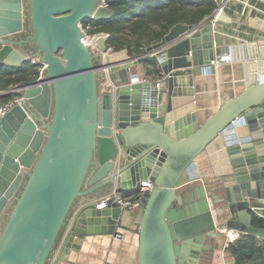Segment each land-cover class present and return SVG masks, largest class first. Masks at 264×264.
<instances>
[{"label":"water","instance_id":"95a60500","mask_svg":"<svg viewBox=\"0 0 264 264\" xmlns=\"http://www.w3.org/2000/svg\"><path fill=\"white\" fill-rule=\"evenodd\" d=\"M118 1L0 0V62L45 66L10 92L20 101L0 120V264H50L74 213L65 246L82 227L115 233L122 209L113 199L103 212L78 205L106 196L116 181L155 186L142 215L140 264H199L222 228L264 238L251 214L264 210V74L251 61L260 53L216 45L209 18L175 25L138 56L108 53L106 33L84 44L83 24L113 18ZM217 21L235 23L225 11ZM237 49L248 60L245 87L200 122L192 70ZM182 109L195 113L180 119ZM239 119L252 140L217 146L224 192L184 187V174Z\"/></svg>","mask_w":264,"mask_h":264},{"label":"crops","instance_id":"0c3cea01","mask_svg":"<svg viewBox=\"0 0 264 264\" xmlns=\"http://www.w3.org/2000/svg\"><path fill=\"white\" fill-rule=\"evenodd\" d=\"M251 2L258 9L264 10V3L257 0H251ZM242 12L245 13L242 14ZM262 13L245 9L241 4L228 6L227 14L235 20V23H221L219 25L220 33L216 36V42L219 46L242 47L246 45L248 46L249 54L252 56L260 53V59L258 57L251 58L252 63L258 69V72H255L256 74H264V18L260 17ZM204 42L205 37L202 34L199 36L198 44L202 45ZM243 52L242 49H237L234 52V56L225 54V56L229 55L231 57V61L229 63L224 62L218 67L209 65L192 70L190 75L195 85L194 91L197 98L192 106L194 105V108H196L195 112L200 122L205 121L212 111L219 107L225 97H233L245 87L248 74L244 65L248 60L246 61L245 53ZM115 53L117 52L115 51ZM259 61H261L260 64H258ZM36 67L39 70V66ZM190 75L187 76L190 77ZM11 90L12 88L9 91L0 92V104L6 98L12 96L9 99L11 100L18 96L15 93H10ZM9 100L7 99L5 102ZM182 110L181 114L185 116L180 117V119H185L190 117L191 113H195L186 109ZM250 135L251 129L245 119L237 120L223 134L224 140L220 139L213 148L211 147L210 151L200 155L189 171L184 174L181 179L184 187L190 188L204 184L209 188L218 187L223 193L221 177L225 168L221 166V159L216 157L218 153L217 146L219 143H224L228 140L241 141L243 143L249 142L252 140ZM96 199L93 198L79 204L78 210L83 207L96 209V203L99 201ZM104 210L101 211L103 212ZM257 210L264 214L263 209ZM252 213L254 214L253 211H251ZM142 215V209L133 212L122 210L115 233H88L86 228L82 227L84 232H78L72 237L69 244L65 246L68 243L70 227L60 238L56 253L50 264H140L139 236ZM116 234H121L122 237L116 238ZM226 239L227 234L223 232L215 242V249L205 252L200 258L199 264H234V260L226 247ZM258 241L259 243H264V238L258 237ZM65 247L67 248L66 250H64ZM62 252L64 260L58 261Z\"/></svg>","mask_w":264,"mask_h":264},{"label":"trees","instance_id":"16d2710c","mask_svg":"<svg viewBox=\"0 0 264 264\" xmlns=\"http://www.w3.org/2000/svg\"><path fill=\"white\" fill-rule=\"evenodd\" d=\"M216 6L213 0H120L111 6L115 11L113 18L91 21L94 25L91 34H109L108 46L114 51L127 50L128 54L138 56L147 47L161 42L175 25L201 24ZM38 73L31 62L20 68L0 62V92L13 89ZM252 216V225L264 228V219ZM227 250L234 264H264V243H259L257 236L243 233Z\"/></svg>","mask_w":264,"mask_h":264},{"label":"built area","instance_id":"2783aa9c","mask_svg":"<svg viewBox=\"0 0 264 264\" xmlns=\"http://www.w3.org/2000/svg\"><path fill=\"white\" fill-rule=\"evenodd\" d=\"M216 3V9L214 11V13L208 17L209 23H211L212 28H213V33L217 36L220 33L219 30V25L221 23H219L218 17L219 15L222 13V11H225L227 13V8L228 6H231L232 4H241L242 6H244L245 9H251L253 11H259V12H263L264 14V10L258 9V7L253 4L251 2V0H213ZM258 2L264 3V0H257ZM245 12H242V14H244ZM94 27V25L90 22H87V25L82 26L83 32H84V38H83V43L86 45H93V40L96 37V34H91V30ZM99 34V33H98ZM217 45V42H216ZM108 53L110 52H115L113 50V48L109 47L108 49ZM231 61V57L229 55H224L222 57V60H217L214 59L212 60L211 65L218 67L220 66V64L225 63H229ZM33 64H37L39 66V72L40 74L43 73L45 66L43 64L40 63V61H38L37 59H33L32 60ZM138 80L134 79V81ZM11 92H16V86L11 90ZM20 101V97L16 96L13 99L3 103L2 105H0V120ZM237 121H235L232 126L236 123ZM113 136L116 137V131H114ZM155 186L154 183L150 180V179H144L141 180L137 183V185L131 189H125L123 188L120 183L118 181L115 182V185L113 187V189L111 190V192L109 194H107L106 196L102 197L101 199H99L98 203H96V209L98 210H104L108 208V201L113 199L122 210H127L130 212L139 210V209H144L146 201L150 195V193L154 190ZM254 212V214L259 217L264 219V214L258 212L257 209H253L252 210ZM75 214L74 213L70 219L69 222V227H71L72 222L75 218ZM222 232L227 234V239H226V247L228 248V246L231 243H234L235 241H237L241 235L243 233H241L238 230L235 229H225L222 228ZM116 238H121L122 235L121 234H116L115 236Z\"/></svg>","mask_w":264,"mask_h":264},{"label":"rangeland","instance_id":"374dc122","mask_svg":"<svg viewBox=\"0 0 264 264\" xmlns=\"http://www.w3.org/2000/svg\"><path fill=\"white\" fill-rule=\"evenodd\" d=\"M4 102H5V100L0 105H2ZM142 211H143V209H142Z\"/></svg>","mask_w":264,"mask_h":264},{"label":"bare ground","instance_id":"6f19581e","mask_svg":"<svg viewBox=\"0 0 264 264\" xmlns=\"http://www.w3.org/2000/svg\"><path fill=\"white\" fill-rule=\"evenodd\" d=\"M189 36V35H188ZM184 37H186V36H184Z\"/></svg>","mask_w":264,"mask_h":264}]
</instances>
